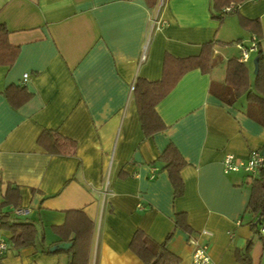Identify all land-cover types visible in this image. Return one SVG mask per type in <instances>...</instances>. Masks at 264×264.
<instances>
[{"label":"crops","instance_id":"0c3cea01","mask_svg":"<svg viewBox=\"0 0 264 264\" xmlns=\"http://www.w3.org/2000/svg\"><path fill=\"white\" fill-rule=\"evenodd\" d=\"M210 7L211 0H0V23L18 49L12 64H0V204L7 184L17 187L19 205L6 209L36 229L33 244L14 248L0 227L8 243L0 264H68L69 251L50 247L69 210L93 222L87 264H143L129 246L136 231L165 242L176 264H190L189 237L217 264H241L250 242L249 264H264V234L246 213L255 175L226 173L220 163L227 153L264 150L257 106L244 95L222 97L227 61L239 56L237 43L253 41L243 20L259 21L258 48L245 62L251 85L258 52L264 64V0H244L222 20ZM206 55L208 66L200 63ZM165 73L177 76L155 107L166 127L146 136L131 85ZM10 85L30 94L18 107L5 96ZM44 129L73 139L75 153H47L37 141ZM169 143L186 161L178 196L159 159Z\"/></svg>","mask_w":264,"mask_h":264},{"label":"trees","instance_id":"16d2710c","mask_svg":"<svg viewBox=\"0 0 264 264\" xmlns=\"http://www.w3.org/2000/svg\"><path fill=\"white\" fill-rule=\"evenodd\" d=\"M244 0H211V14L214 18L222 20L224 15L233 13L239 3ZM233 5L230 11H225L226 6ZM252 25L249 21H242L243 26L250 27L253 30V40H257L259 34V21L255 20ZM8 38V30L4 24L0 23V64L10 65L14 61L18 49L17 46L11 45ZM211 42L209 48H213ZM257 48L258 43L256 42ZM207 53V52H206ZM256 55V70L254 83L251 85L249 71L244 62L238 61L237 58H231L227 61L225 72L226 92L224 100L231 103L236 98L244 95L247 100L257 107L259 122L264 124V64H262V56ZM209 56L201 57L200 63L205 62V66L209 65ZM189 64V61H185ZM197 64H199L197 62ZM177 76L170 77L164 74L160 80L146 81L137 78L132 85V95L136 102L137 113L141 122L140 127L143 129L144 135L148 136L154 132L163 130L162 119L156 113L157 103L163 99L171 85L176 81ZM7 100L13 107H18L29 97L24 87L10 85L4 91ZM38 144L43 146L47 153L51 154H74L76 143L73 139L61 135L58 131L52 129H44L38 136ZM159 159L163 162V169H166L173 187L174 195L178 196L182 193L183 182L180 178V169L185 165L178 149L173 143H169L162 151ZM4 192L3 201L0 204V227L8 230L11 234V240L14 248L33 244L36 229L33 223L21 221L12 214V210H8L9 206L17 207L19 204L17 187L7 184ZM251 194L246 207V213L252 216L250 224L256 227L264 221V167L255 174L251 183ZM182 214H176L175 224H183ZM65 223L61 226H54L53 230L60 236L61 243H70L66 249L56 248L54 251H69L71 260L68 264H87L88 251L92 238L93 222L81 210L67 211ZM183 226V225H182ZM169 239V237H168ZM6 242L7 240L4 239ZM165 242L156 243L148 239L142 232L136 231L129 246L132 251L142 260L143 264H176L177 257L165 248ZM251 243L248 242L245 250L240 253L239 260L241 264H249V250ZM2 257V256H1ZM0 257V258H1Z\"/></svg>","mask_w":264,"mask_h":264},{"label":"built area","instance_id":"2783aa9c","mask_svg":"<svg viewBox=\"0 0 264 264\" xmlns=\"http://www.w3.org/2000/svg\"><path fill=\"white\" fill-rule=\"evenodd\" d=\"M233 8V5L227 6L224 8L225 11H230ZM156 22L152 21L151 25L154 27V29H159L161 26L159 24H155ZM239 47V56L237 57L238 61L240 62H246L249 59V54L251 51L257 49V45L255 41L253 40L249 45H243L241 43H237ZM144 49L145 45L143 47V54L142 58L144 57ZM28 77L27 74H24V77H22L23 80H26ZM132 90V85H131ZM222 167L223 171L228 172H240L245 171L249 173V175L254 176L259 172V170L264 167V150H253L250 152L249 156L246 158H237L231 153H227L224 155L222 159ZM107 192V185L105 184L104 193ZM17 214H20L22 212L21 209H16ZM258 231L261 234H264V221H262L258 225ZM189 245L192 247V253H191V261L190 264H217L211 256H209L207 246L203 243H200V241L197 238L189 237L188 242ZM8 248V243L1 238L0 239V257L4 255L5 250Z\"/></svg>","mask_w":264,"mask_h":264},{"label":"water","instance_id":"95a60500","mask_svg":"<svg viewBox=\"0 0 264 264\" xmlns=\"http://www.w3.org/2000/svg\"><path fill=\"white\" fill-rule=\"evenodd\" d=\"M70 246V243H61V244H58L56 246H53V247H50L51 250H54L56 248H66V247H69Z\"/></svg>","mask_w":264,"mask_h":264},{"label":"rangeland","instance_id":"374dc122","mask_svg":"<svg viewBox=\"0 0 264 264\" xmlns=\"http://www.w3.org/2000/svg\"><path fill=\"white\" fill-rule=\"evenodd\" d=\"M232 43V42H231Z\"/></svg>","mask_w":264,"mask_h":264}]
</instances>
